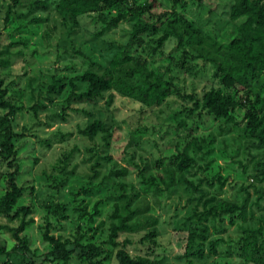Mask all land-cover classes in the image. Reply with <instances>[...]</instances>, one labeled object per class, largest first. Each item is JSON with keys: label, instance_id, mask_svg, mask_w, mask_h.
I'll list each match as a JSON object with an SVG mask.
<instances>
[{"label": "rangeland", "instance_id": "1", "mask_svg": "<svg viewBox=\"0 0 264 264\" xmlns=\"http://www.w3.org/2000/svg\"><path fill=\"white\" fill-rule=\"evenodd\" d=\"M53 1L17 0V4H12L10 0H0V50L9 46L8 55L0 58L6 61L0 64V79L7 91L6 98L14 106L21 107L11 123L13 132L20 135L13 141L18 155V161H15L19 171L17 183L25 189L17 206L29 205L33 219V223L20 235L27 240L28 250L24 255L12 253L16 242L0 230V247L9 253L8 258L0 255V264H51L43 261L47 245L40 237L42 228L48 222L49 235L72 242L77 234L86 233V217L78 220V216L82 211L92 213L95 201H100L98 214L85 235L86 243L101 246L105 251L101 257L105 255V260L108 257L104 263L112 264L116 248L104 241L110 223L108 216L120 193L118 183L125 184L124 193L130 192L129 187L139 193L133 205L141 210L147 206L141 218H158V234L150 256L164 264H184L181 254L186 233L182 224L193 206L188 202L192 193L178 185L156 192L153 187L149 189L141 183L142 177H151L162 189L166 162L155 164L172 152L169 143L173 144L176 139L182 142L180 124L192 130L201 147L199 153L189 152L195 162L185 175L189 181L195 184L202 180L203 190L208 196L228 202L241 199L243 192H239V187L246 188L250 195L249 203L257 193L262 194L258 206L251 207L252 215L240 225L243 228L259 225L261 231L257 236L264 247V177L260 175L264 171V149L253 148L242 130L249 103L245 102L239 111L237 126L225 124L221 119L213 120L193 107L195 100L207 90H217L236 99L243 93L235 88L222 87L213 78L209 64L193 59L191 51L177 47L173 39H168L152 54L156 36H144L143 45L134 49L132 55L145 59L150 70L170 80L176 87L174 94L151 108L117 95L107 104L109 92L94 99H72L67 103L66 98L71 92L86 90L78 77L85 70L99 74L113 54L126 43L137 16L127 13L112 28L105 27L95 14L80 16L75 26L65 25L53 11ZM157 1L159 10L173 7L222 47L233 36L234 27L226 18L227 0H201L200 3L176 0L175 4L173 0ZM144 2L134 0L125 6L104 10L101 16L109 21L111 17L126 13L128 8L140 7ZM42 3L45 9H42ZM53 79H61L60 90H49ZM2 115L3 111H0ZM94 120L115 128L106 152L112 160L102 173L107 175L109 171L120 168L127 170L124 177H108L102 184L87 181L90 163H84L87 158L84 149L89 144L76 133L77 128H83ZM201 138H204V143L200 142ZM44 142H48V148L43 146ZM97 145L94 146L96 151ZM73 147L77 151L72 153L65 168L72 173L61 175L51 172V165ZM206 150L209 152L205 153ZM7 171L0 158V195L4 187L1 175ZM217 179L223 183L221 190L218 191L216 186L211 189L205 186L206 181L217 185ZM225 221L226 233L220 236L223 242L217 247V255H206L202 261L193 260V264H248L235 256L240 236L239 223L234 221L233 226H228ZM220 223L222 221L217 225L209 223L208 227L210 230L212 226L219 228ZM0 225L16 226L1 217ZM141 236L143 232L119 234L115 242L120 244L127 240L123 247L125 251L144 255L148 252V242L138 243ZM214 238L209 236L211 240ZM204 250L207 253L206 245ZM75 260L71 258L67 264H79Z\"/></svg>", "mask_w": 264, "mask_h": 264}, {"label": "trees", "instance_id": "2", "mask_svg": "<svg viewBox=\"0 0 264 264\" xmlns=\"http://www.w3.org/2000/svg\"><path fill=\"white\" fill-rule=\"evenodd\" d=\"M10 1L12 4H17V0ZM131 1L134 0H54L51 3L53 11L65 25L75 26L80 16L90 17L95 14L96 19L105 27L112 28L123 20L127 13L137 16L136 21L130 27L126 43L113 54L99 74L85 70L78 80L85 85L86 90L79 93L71 92L66 102L69 103L72 99L76 101L94 99L104 92H109L107 104L112 101L114 95H117L145 108L160 105L176 92L175 85L150 70L145 59L134 57L131 52L143 45L144 36H156L155 45L151 48L152 54L168 39H173L177 47L189 49L193 59L209 64L213 78L222 87L235 88L243 93L239 99H236L229 94H221L217 90H207L195 100L194 109L201 110L213 120L221 119L225 124L232 123L237 126L239 122L236 121V117L243 108V104L248 102L249 107L245 110V123L242 130L250 139L253 148L264 149V0H227L226 18L233 25L234 33L224 47L173 7L170 10H159L160 3L157 0H145L140 7L128 8L126 13H119L111 17L109 21L101 16L104 10L119 8ZM195 1L201 2V0ZM172 2L175 4L178 1L173 0ZM45 7L42 3V9ZM8 47L4 46L0 50V58L8 55ZM5 62L0 59V64ZM61 87V79H53L49 90L58 91ZM73 87L71 85L72 89ZM6 94V88L0 79V111H3V115L0 116V158L8 170L1 175L4 187L0 195V217L16 225L15 227L0 225V230L9 234L16 242L12 253L24 255L28 250L27 240L20 235L26 227L33 223V219L30 217L32 210L29 205L17 206L25 189L17 183L18 155L13 145V141L20 135L14 133L11 126L16 113L21 111V107L14 106L6 98ZM178 127L181 131L182 142L176 139L173 144L169 143L168 146L172 152L155 164L158 166L162 161L166 162L163 170L165 182L161 180L162 189L158 188L157 183L151 177H142L141 183L146 188L153 187L156 192L167 191L178 185L182 186L186 192L192 193L188 202L193 203V206L182 224L186 233L181 254L184 264H193V260L202 261L206 255L208 257L217 255V247L223 242L220 236L226 233V227L223 226L224 220L228 226H233L234 221L239 223L237 229L240 236L235 256L243 263L264 264V247L260 245V238L257 236L260 234L261 227L258 225L256 228H243L240 225L245 224L246 218L252 215L251 207L258 206L262 194L257 193L255 199L249 203L250 195L246 188L239 187V192H243L241 199L238 202H228L215 196H208L203 190L202 180L195 184L189 181L185 175L195 164L189 152L199 153L201 147L190 128L185 124H180ZM114 130L113 126L108 127L98 120L76 130L77 135L89 144L84 149L87 154L84 163H90L89 174L86 176L90 183L98 181L102 184L108 177L121 178L127 174L125 168L109 171L107 175L102 173L105 165L112 160L106 152ZM200 140L201 143L205 142L204 138ZM96 144H98V151L94 149ZM43 146L48 148V142H44ZM74 151H77L75 147L68 153L62 154L55 164L51 165L50 171L61 175L72 173L65 168ZM208 152V150L205 151V153ZM57 163L62 165L59 166ZM260 175L264 177V171H261ZM216 184L205 182V186L209 189L216 186L218 191L221 190L223 183L217 179ZM117 188L120 193L115 199L116 202L112 204V211L108 216L110 223L104 241L105 244L116 248L112 256V264H164L159 259L150 256L158 234L156 230L158 218L154 216L141 218L147 206L141 210L133 205L134 201L139 198V193L132 187H129L130 192L124 193L126 188L124 183H118ZM99 204L100 201H95L92 213L86 214L82 211L78 216V220L86 217L84 221V225L88 227L86 233L98 214ZM220 221L222 223L219 224V228L212 226V230L209 229V223L217 225ZM47 226L48 222L40 234L42 242L47 245V251L43 256L44 262L67 264L71 258H74L79 264H105L104 261L108 260V257L104 259L105 255L101 257L105 254L101 246L86 243L88 240L85 238L86 233L77 234L72 242H69L49 235ZM77 230H79L78 227ZM138 232H143L138 243L148 242V252L144 255L129 254L125 251L123 247L128 243L127 240L120 244L115 242L119 234ZM211 235L216 238L209 239ZM205 245L207 253L204 250ZM226 254L229 255L230 252ZM0 255L8 258L9 253H5L0 247Z\"/></svg>", "mask_w": 264, "mask_h": 264}]
</instances>
